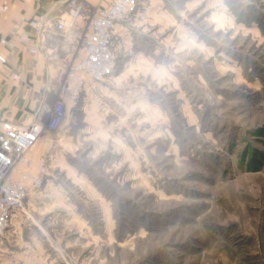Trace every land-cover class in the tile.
<instances>
[{
  "label": "rangeland",
  "instance_id": "rangeland-1",
  "mask_svg": "<svg viewBox=\"0 0 264 264\" xmlns=\"http://www.w3.org/2000/svg\"><path fill=\"white\" fill-rule=\"evenodd\" d=\"M75 1L76 26L43 43L71 35L73 56L26 110L62 99L100 6ZM141 9L151 12L129 20L135 50L106 93L67 102L64 123L35 145L44 185L0 240V264H264V0Z\"/></svg>",
  "mask_w": 264,
  "mask_h": 264
},
{
  "label": "built area",
  "instance_id": "built-area-1",
  "mask_svg": "<svg viewBox=\"0 0 264 264\" xmlns=\"http://www.w3.org/2000/svg\"><path fill=\"white\" fill-rule=\"evenodd\" d=\"M71 2V9L62 15L42 13L28 21V25L38 33L32 52L44 47L50 33H67L76 26L82 16L81 5L75 0ZM143 4L144 0H112L108 6H99L88 23L80 54L72 62L61 86L62 99L52 108L43 103L29 123L0 120V240L15 220L29 215L27 202L31 191L44 185L45 161H39V170L34 171L35 145L46 128L57 129L64 123L67 102L70 108L77 106L90 82H103L116 72L117 29L124 28ZM9 9L8 1L0 0V19ZM0 44L8 48L16 46V42L4 35L1 29ZM6 61V57L0 54V62ZM13 77L18 76L15 74Z\"/></svg>",
  "mask_w": 264,
  "mask_h": 264
},
{
  "label": "crops",
  "instance_id": "crops-1",
  "mask_svg": "<svg viewBox=\"0 0 264 264\" xmlns=\"http://www.w3.org/2000/svg\"><path fill=\"white\" fill-rule=\"evenodd\" d=\"M7 1L10 9L3 18L0 19V29L4 35L16 42V46L14 48H8L7 46L0 44V54L4 55L7 59L6 63L0 62V120L7 119L18 124H26L34 119L43 104L40 102L37 110H34L32 107L29 108L30 110H26L28 100L36 98V96H38L37 94H40V98L42 99L46 98V91L49 84L55 82L54 80L56 77H59L62 68L65 67L74 52L71 35H59L57 37V41L60 43L59 46L57 45L54 48L48 49L45 47L37 48L36 52H32L31 48L35 46V39L38 36V33L28 25V21L32 17L38 16L44 12L50 14V11H55L57 7L65 4L67 0ZM86 1L92 5L100 6H108L112 2V0ZM141 11L143 10L140 9V11L132 17L135 26L138 23L140 24L139 17L143 16V14L141 15ZM147 11L143 12L148 15L151 11ZM131 24V21L127 22L124 28L117 29L116 48L118 54V66L121 65L123 56L126 57L130 52L132 53L135 50L134 44L137 41H132V31L134 29L132 26L134 25ZM28 38L31 40L29 41ZM123 60L127 65L130 63V59ZM13 73L19 74V77L14 78L12 75ZM114 75L115 74L108 79L114 78ZM103 82H90L85 90L86 95L92 96L93 98L95 94L97 96L101 95L100 91L105 94L106 88L103 85ZM29 83H36V85L34 87L29 85ZM39 84L44 88H41ZM20 100L23 105L17 106V102ZM27 204L29 207L30 197L28 198ZM16 221L20 222L18 219ZM9 255L7 256L8 259L15 258V256L13 257ZM18 255H22L23 258H25L27 253L19 252ZM9 264H12V262H9Z\"/></svg>",
  "mask_w": 264,
  "mask_h": 264
}]
</instances>
